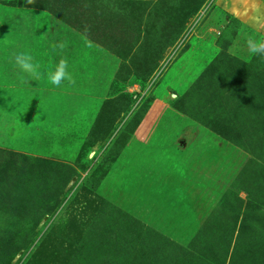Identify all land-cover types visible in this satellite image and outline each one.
<instances>
[{"label":"rangeland","instance_id":"374dc122","mask_svg":"<svg viewBox=\"0 0 264 264\" xmlns=\"http://www.w3.org/2000/svg\"><path fill=\"white\" fill-rule=\"evenodd\" d=\"M249 37L264 0H0V264H264Z\"/></svg>","mask_w":264,"mask_h":264},{"label":"clouds","instance_id":"9594fccd","mask_svg":"<svg viewBox=\"0 0 264 264\" xmlns=\"http://www.w3.org/2000/svg\"><path fill=\"white\" fill-rule=\"evenodd\" d=\"M36 0H25L26 4L32 5ZM67 41L60 40L52 43L51 48L56 54L58 59L47 71L48 81L59 87L62 84L74 83V76L69 68L68 58L64 55L67 48ZM247 46L250 54L264 55V41H257L251 37L247 40ZM13 61L20 72L26 76L31 77L33 80L41 78L40 65L33 62V56L29 52H18L13 55Z\"/></svg>","mask_w":264,"mask_h":264}]
</instances>
